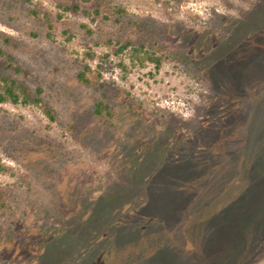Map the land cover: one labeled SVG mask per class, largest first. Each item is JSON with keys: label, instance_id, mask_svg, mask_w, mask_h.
Returning a JSON list of instances; mask_svg holds the SVG:
<instances>
[{"label": "rangeland", "instance_id": "1", "mask_svg": "<svg viewBox=\"0 0 264 264\" xmlns=\"http://www.w3.org/2000/svg\"><path fill=\"white\" fill-rule=\"evenodd\" d=\"M0 74V264H264V0H0Z\"/></svg>", "mask_w": 264, "mask_h": 264}, {"label": "trees", "instance_id": "2", "mask_svg": "<svg viewBox=\"0 0 264 264\" xmlns=\"http://www.w3.org/2000/svg\"><path fill=\"white\" fill-rule=\"evenodd\" d=\"M83 1L88 2L89 0H83ZM68 10L69 8L65 9V11H68ZM129 46H130L129 44H125L121 46L119 50L120 53L124 51L128 53L127 55H128L129 63H130L128 64L124 62V60H121V62L118 64L121 70L128 72V68L130 65L132 67L144 68L148 64H152L156 68V70L160 69L162 65V58L157 56L155 52H151L147 50L144 46L132 47L130 49H129ZM86 70L88 71L89 68L86 67ZM79 79L84 83H88V78L86 77L85 72H82L81 74H79ZM41 93H42V90L38 89L37 96H34L25 84L13 78L0 74V104H12V105L37 107L45 114V116L50 121L53 122L55 121L54 113L52 109H50L40 97ZM98 106H99L100 111L102 109L103 110L107 109V107L102 106L101 103H99ZM241 155L244 158L246 156L247 158L250 156L249 154L246 155L243 152L241 153ZM252 160H255L257 162L259 161V157L257 159L253 158ZM258 163L259 162H257V164ZM5 171H6L5 168L0 166V172H5ZM258 184L260 186V183ZM248 207H249V204H247V209L245 211L249 209ZM240 213H243V212H240ZM262 228H264V221L261 223V225L258 228V231L255 233L254 235L255 237L259 234V232H261ZM255 237H253L252 239L253 241Z\"/></svg>", "mask_w": 264, "mask_h": 264}]
</instances>
